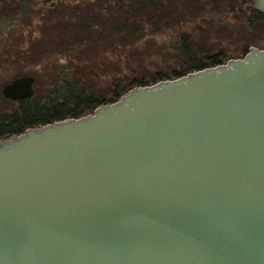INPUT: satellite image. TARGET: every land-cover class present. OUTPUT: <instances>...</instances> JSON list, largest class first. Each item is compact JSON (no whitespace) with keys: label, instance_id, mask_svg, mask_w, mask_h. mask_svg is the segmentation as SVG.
<instances>
[{"label":"water","instance_id":"water-1","mask_svg":"<svg viewBox=\"0 0 264 264\" xmlns=\"http://www.w3.org/2000/svg\"><path fill=\"white\" fill-rule=\"evenodd\" d=\"M0 264H264V47L0 138Z\"/></svg>","mask_w":264,"mask_h":264},{"label":"rangeland","instance_id":"rangeland-1","mask_svg":"<svg viewBox=\"0 0 264 264\" xmlns=\"http://www.w3.org/2000/svg\"><path fill=\"white\" fill-rule=\"evenodd\" d=\"M123 2L125 10L130 2ZM250 5L249 0H164L158 4L157 17L145 15L143 22L138 20V41L134 47L131 48L130 43L122 50L112 47L116 36L112 39L110 36L106 43L95 46L92 41L84 40L83 34L81 48H74L72 54H79L86 61L88 68L85 71L98 75L94 90L109 99L111 80L117 74L142 78L149 84H153L151 80L155 74L167 79L175 78L174 73L183 74L186 70L185 59L180 54L183 44L190 48L198 61H205L215 54L222 63L242 58L251 47L263 48L264 19L247 9ZM29 10L27 7L28 13ZM77 10H81L79 20L86 19L94 25V30L99 31L126 17L129 23L135 21L131 12L123 17L117 0H60L56 7L38 2L30 26L29 18L25 25L7 21L0 25V92L4 84L22 75L34 78L35 92L44 83L51 85L55 81L54 74L46 75L39 56H56L60 57L61 63L67 62V56L61 51L70 47L73 39H69L71 33L65 31L68 25L63 23V17L75 23ZM182 32L190 33V37L181 40L179 35Z\"/></svg>","mask_w":264,"mask_h":264},{"label":"trees","instance_id":"trees-1","mask_svg":"<svg viewBox=\"0 0 264 264\" xmlns=\"http://www.w3.org/2000/svg\"><path fill=\"white\" fill-rule=\"evenodd\" d=\"M124 10L123 0H117L118 9L123 11V17H126L128 13L134 14L135 21L133 23L128 22V17L115 21L112 24H107V27H103L100 31L94 30L93 26L89 24L86 19H80L78 15H81L79 10L75 11V17L77 18L75 23L63 17V23L68 25L65 29L66 32H70L69 39H73L70 47H67L61 51L62 55H66L67 62H60V57H45L39 56L42 64L45 65L46 75L54 74V82L49 85L48 82L44 83L43 87L35 92L29 99L11 101L2 96L0 92V138L10 135H18L27 128H32L39 125H44L54 121L63 120L66 118H76L87 113L93 112V110L102 104L116 101L123 93L135 86L148 85L144 79H133L128 75L125 77L120 74L115 75L111 81L112 92L109 99L103 98L99 93L95 92V82L98 81V75L85 71L88 67L85 64V60L78 54H72L74 48H81L82 36L85 34L86 41L93 42L95 46L106 43V39L111 36H116V41L112 43V47L117 50L126 49L128 44H131V48L138 41L139 22L145 15L150 18L157 17L159 15L158 4L161 5L164 0H128ZM169 1V0H168ZM80 7V6H79ZM81 9V8H80ZM100 13L105 11L100 10ZM101 16V15H100ZM259 18L264 19V15H259ZM75 25V26H74ZM70 26V27H69ZM65 32V33H66ZM72 37V38H71ZM131 40V42H130ZM73 48V49H72ZM180 54L185 59V71L183 74L174 73L175 78L181 77L188 72L201 70L207 67H213L222 64V61L217 55H210L205 61H198L192 55L190 48L183 44L180 48ZM134 73L135 71H131ZM92 73V75H91ZM94 74L95 80L93 78ZM89 76V79H88ZM174 78V77H173ZM167 79L163 75L155 74L152 77V83L160 80Z\"/></svg>","mask_w":264,"mask_h":264},{"label":"flooded vegetation","instance_id":"flooded-vegetation-1","mask_svg":"<svg viewBox=\"0 0 264 264\" xmlns=\"http://www.w3.org/2000/svg\"><path fill=\"white\" fill-rule=\"evenodd\" d=\"M59 1L60 0H55L56 4L51 5L50 2H54V0H0V25L6 21L12 24L25 25V21H28L27 19L29 18L30 26L32 24V18L35 17L33 9L36 8L38 2L46 3L50 7H56ZM249 1L252 5L253 1ZM251 5L247 7V9H250V11L256 14L263 15L252 9ZM27 7L30 9L29 13L26 11Z\"/></svg>","mask_w":264,"mask_h":264}]
</instances>
